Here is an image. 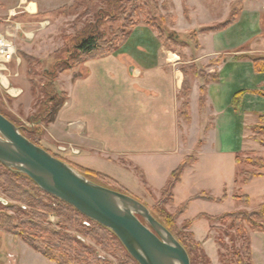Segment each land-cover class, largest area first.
I'll list each match as a JSON object with an SVG mask.
<instances>
[{
	"label": "crops",
	"instance_id": "crops-1",
	"mask_svg": "<svg viewBox=\"0 0 264 264\" xmlns=\"http://www.w3.org/2000/svg\"><path fill=\"white\" fill-rule=\"evenodd\" d=\"M223 1L212 17L217 0H181V14L174 11L171 0L170 13L180 39L194 34L187 43L185 60L141 24L112 55L87 60L62 73L57 83L63 86L58 88L66 100L45 127L40 147L69 164L106 175L123 188L121 178L132 173L143 188L153 185L151 178L163 176L160 191L170 174L193 157L195 162L185 167L173 195L186 181L190 185L201 181L222 192L228 186L246 189L250 203H239V210L250 211L264 203V172L246 185L236 183L235 177L236 154L250 143L249 127L264 116V73L257 72L253 64L254 59L264 57V0ZM36 2L0 0V17L19 6L35 18L39 15ZM236 7L239 12L233 24L202 31L227 22ZM196 14L210 20L197 23ZM195 71H205L215 79L207 81ZM184 105L187 120L181 115ZM58 146L69 151L61 154ZM206 191L210 187L196 195ZM252 196L261 199L260 203L254 205ZM257 235L263 239L261 258L255 259L252 247V262L264 264V235L251 233V244Z\"/></svg>",
	"mask_w": 264,
	"mask_h": 264
},
{
	"label": "trees",
	"instance_id": "trees-1",
	"mask_svg": "<svg viewBox=\"0 0 264 264\" xmlns=\"http://www.w3.org/2000/svg\"><path fill=\"white\" fill-rule=\"evenodd\" d=\"M104 1L106 2L107 10L102 11V14L105 15V18L109 17L117 22L119 28L110 33L109 38H104V35L99 32L98 26L88 28L76 39L75 44L69 51V60L62 62L57 59V65L54 67L56 73L71 70L87 60L112 55L126 42L132 33L131 31L138 26L139 18L142 16L139 14V11L142 13V6L136 4V0ZM100 2L101 0H76L75 6L78 10L84 9L85 13L90 15ZM238 12V7L233 8L227 22L215 27L204 28L202 31L219 30L233 24ZM97 16H100V14L95 15L96 18H98ZM146 24L157 32L158 39L163 43L159 26L150 20H147ZM190 39H194V34L190 35ZM22 59L24 60L23 56ZM25 60L28 62L33 61L29 58ZM253 64L257 72L264 73V57L254 59ZM195 73L207 81L215 79L213 75H203L197 71ZM54 75L55 73H53ZM204 90V87L200 89L201 106L204 100ZM183 94L186 96L187 90ZM46 97L48 98V103H53L54 107L51 111H42L38 117L39 119H36L41 125L51 123L66 100L64 93L59 100L52 94H47ZM0 114L3 115L2 113ZM181 115L183 119H188L185 105L182 107ZM258 121V124L249 127V129H258L261 133L264 131V125L261 124L264 121V116H260ZM24 131L19 129L22 136L34 145L40 146V142H38L40 139L38 140L34 137L32 132H28V134L24 133ZM258 131L257 133H259ZM61 161L68 164L89 181L109 190L130 196L114 179L92 170L74 166L64 160ZM235 161L237 165H250L258 171H264V160L260 157L247 156L246 158H241V153H237ZM194 162L195 159L193 157L186 158L170 174L167 183L160 191L158 207L174 204V187L180 181L185 167ZM260 176H262L260 173H250L243 170L238 174L236 183L246 185ZM0 193L14 203L7 205L6 201L0 198V230L21 240L47 261L54 264H111L107 258L101 257L95 248L84 244L80 237H86L92 239L97 247L101 248L102 251L109 254L112 258H120L119 264H138L131 258L118 238L109 229L87 219L68 204L45 194L28 177L15 170L7 169L1 164ZM40 194L44 195L48 200L42 199L39 196ZM196 199L221 203L226 199V194H223L221 198H214L205 192H201L187 200L179 208L176 217L183 215L190 201ZM233 199L244 206H248L250 203V198L247 195L235 194ZM158 207L154 210H148L184 248L188 254L190 264H212L204 251L202 243L195 241L194 235L190 231L192 223L190 221L184 223L182 229L185 234L177 233L176 229L174 230L171 227L172 220L175 217L168 216ZM52 215L57 219L55 226L48 222L49 216ZM137 218L145 224L142 218L138 216ZM198 218L205 219L210 224V230L213 232L215 230L219 233V236L215 239V243L219 247V264H254L252 262L250 234L260 233L264 235V203L250 211L238 210L237 212L220 216L201 214ZM86 221L89 222V228L84 225ZM216 223L222 225L223 228L221 230L217 229ZM225 239L227 243L224 241Z\"/></svg>",
	"mask_w": 264,
	"mask_h": 264
},
{
	"label": "rangeland",
	"instance_id": "rangeland-1",
	"mask_svg": "<svg viewBox=\"0 0 264 264\" xmlns=\"http://www.w3.org/2000/svg\"><path fill=\"white\" fill-rule=\"evenodd\" d=\"M172 1L175 6L174 11L181 14V0ZM224 3L223 0L220 2L217 0V3H215V5H217L216 9L211 11L212 17L217 15L218 10L223 7ZM36 4L38 5L39 15H35V18L28 17L25 10L22 7L19 8V6L10 10L13 11L11 13H14V16L11 17V21L19 24L21 31L28 34V38L25 39L22 37V34H19V38L16 40V47L20 63L18 65L16 63L11 64L6 73L10 86L9 89L11 88L18 91L19 95L11 97L7 90L0 86V113L14 123L20 130H25L24 133L32 132L34 137L38 140L40 139L38 141L40 142L47 125H41L36 119H39L38 117L42 111H51L54 107L53 103H48L46 95L52 94L59 100L60 96L63 94L60 93L58 88L60 87L62 89L63 86L57 83V79L62 73H56V69H54L57 65V59H60L62 62H67L69 60V51L75 44L76 39L79 38L83 32L87 31L88 28L98 26V30L104 35V38H109L110 33L119 28V24L112 18H105V15L102 14V11L107 10V5L104 0H101V2L97 4L90 15H87L84 9H76V0H38ZM136 4L142 6V13L139 11V14L142 16H139L140 22L138 25L142 24L146 26L157 35V32L146 24L147 20L154 21L159 26L162 33L164 46L175 53L180 59H187L186 46L187 43L191 41L190 36H187V40H181L177 31L174 29L175 18L170 13L172 6L171 0H136ZM31 8H33V6ZM98 13L100 16L96 18L95 15ZM195 18L197 23L200 24L207 23V21L210 20L199 14H196ZM2 26L4 27L5 25L2 24ZM26 58L33 61L28 62L25 60ZM53 73H55L54 76ZM200 73L208 75L205 71H200ZM258 122L257 120L256 124H258ZM261 124L264 125V121L261 122ZM257 131L258 129H249L247 135L250 143H246L244 146L243 152H241V158L252 156L260 157L264 160V146H262L264 144V131L261 133L259 131V133H257ZM67 150V148L65 150V148L58 146V152L61 154H64ZM51 155L57 159L60 157L56 154ZM223 170L226 173V166ZM243 170L250 173L264 172L258 171L250 165H237L235 168V177L237 178L238 174ZM162 177L163 176H156L154 180L151 178L153 185L144 186V188L134 181L136 180V176L133 173L127 175L124 179L121 178V181L124 183V188L127 193H129L130 197L139 201L147 209L154 210L158 207L157 203L160 197V188L162 187L160 184L164 179ZM196 183L190 185L188 180L182 187H177L174 191V204L158 207V209L164 211L168 216L175 217L172 220L171 227L174 230L176 229L177 233L185 234V231L182 229L183 225L186 221H190L192 223L190 231L193 233L195 232V241L202 242L204 237H206L203 244L205 253L209 259L211 258L214 260L213 262L211 261L212 264H219V247L215 243V239L219 236V233L215 230L211 233L210 224H208L205 219L198 217L202 213L220 216L226 213L237 212L241 205L233 198H229V196L235 194L244 195L247 192L246 189H241L240 191V185H238L237 190H233L232 187L228 186L226 190L222 192L216 190L213 184L209 186L207 183L203 184L201 181H196ZM199 187H201L202 190L203 188L206 189V187H210V192L206 191L205 193L212 197L226 194V198L228 199L222 203L204 202L202 200L190 202L185 213L176 217L179 208L186 203L189 198L202 191L198 189ZM147 188L151 192H149ZM255 190H257V187L254 188V191ZM247 195L250 194L248 193ZM39 196L46 201L48 200L42 194ZM0 198L5 200L7 205L14 204L1 193ZM260 200L261 199L257 197H253L254 205L260 203ZM48 222L55 226L57 219L52 215L49 216ZM84 225L88 228L90 226L88 221L84 222ZM215 226L217 229L219 228V230L223 228L222 225L217 223ZM80 238L85 245L95 248L97 253L101 257L107 258L111 264H119L120 258H112L109 254L102 251L101 248L97 247L92 239L86 237ZM257 238L258 239L254 238L251 244V249L253 247L256 260L259 256L261 258L260 252L263 245L261 236L257 235ZM224 241L227 243L226 239ZM2 259H5V264H53L34 252L21 240L0 230V260ZM2 264H4L3 261Z\"/></svg>",
	"mask_w": 264,
	"mask_h": 264
},
{
	"label": "water",
	"instance_id": "water-1",
	"mask_svg": "<svg viewBox=\"0 0 264 264\" xmlns=\"http://www.w3.org/2000/svg\"><path fill=\"white\" fill-rule=\"evenodd\" d=\"M0 164L28 177L45 194L109 229L138 264H190L184 248L143 204L89 181L27 140L1 114Z\"/></svg>",
	"mask_w": 264,
	"mask_h": 264
},
{
	"label": "built area",
	"instance_id": "built-area-1",
	"mask_svg": "<svg viewBox=\"0 0 264 264\" xmlns=\"http://www.w3.org/2000/svg\"><path fill=\"white\" fill-rule=\"evenodd\" d=\"M13 16L14 13L10 12L7 17H0V86L7 90L11 97H16L19 95V92L11 88L9 89L10 86L6 73L11 64L16 63L18 65L20 63L15 44L19 38V34H22V37L25 39L28 38V34L21 31L19 24L11 21V17ZM2 24L5 26L3 27Z\"/></svg>",
	"mask_w": 264,
	"mask_h": 264
},
{
	"label": "bare ground",
	"instance_id": "bare-ground-1",
	"mask_svg": "<svg viewBox=\"0 0 264 264\" xmlns=\"http://www.w3.org/2000/svg\"><path fill=\"white\" fill-rule=\"evenodd\" d=\"M15 92V91H14Z\"/></svg>",
	"mask_w": 264,
	"mask_h": 264
}]
</instances>
